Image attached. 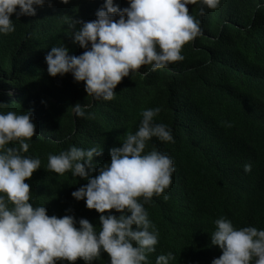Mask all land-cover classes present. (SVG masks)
I'll use <instances>...</instances> for the list:
<instances>
[{"label": "trees", "instance_id": "trees-1", "mask_svg": "<svg viewBox=\"0 0 264 264\" xmlns=\"http://www.w3.org/2000/svg\"><path fill=\"white\" fill-rule=\"evenodd\" d=\"M113 3L127 7L126 0ZM102 4L52 0L34 16H10L15 31L0 35V103L5 104L0 112L30 111L35 124L23 153L41 161L25 181L30 203L44 205L48 215L87 219L99 231V214L70 195L87 180L49 171L47 157L70 146L97 147L102 155L93 158L94 168L107 163L109 150L137 130L141 112L159 107L154 121L167 125L175 142L153 137L145 152L155 148L166 154L175 170L168 189L144 205L159 232L149 264L168 252L174 256L169 264H211L221 255L210 242L216 219L222 216L236 229H264V0H222L203 16L197 5H188L202 35L182 46L184 60L156 71L141 66L122 78L111 101L92 100L70 74L50 77L44 60L62 44L69 55H80L83 49L72 42L66 20H94ZM75 104L90 105L93 118L75 117ZM245 164L251 171L244 172ZM93 264H109L107 254Z\"/></svg>", "mask_w": 264, "mask_h": 264}, {"label": "clouds", "instance_id": "clouds-1", "mask_svg": "<svg viewBox=\"0 0 264 264\" xmlns=\"http://www.w3.org/2000/svg\"><path fill=\"white\" fill-rule=\"evenodd\" d=\"M59 2L68 4L69 0ZM126 3L121 8L113 0H103L94 20L68 18L69 36L83 52L69 55L63 44L53 46L44 57L48 75L70 74L74 82H83L92 100L111 101L122 78L137 73L141 66L156 71L184 60L182 46L202 35L200 20L189 14L188 5H197L203 16L205 9H217L222 0ZM45 4L51 7L52 0H0V35L15 31L10 16H34L36 8ZM4 105L0 103V108ZM89 108L75 104L72 112L77 118L91 119ZM159 112V107L143 110L135 133H128L119 147L109 150V161L95 168L93 158L102 155L101 148L70 146L48 155L49 171L61 176L70 172L87 180L70 195L99 214V231L87 219L48 215L44 205L30 203V186L25 181L41 161L23 153L29 149L35 124L30 111L0 112V264H75L78 259L93 264L102 253L107 254L109 264H149L148 254L155 252L159 232L144 205L168 189L175 170L166 154L155 148L145 152L153 137L175 142L171 129L154 121ZM243 170L251 171V164ZM214 225L210 242L221 255L211 264H264V229H236L222 216ZM173 259L168 252L156 256L155 264H169Z\"/></svg>", "mask_w": 264, "mask_h": 264}, {"label": "rangeland", "instance_id": "rangeland-1", "mask_svg": "<svg viewBox=\"0 0 264 264\" xmlns=\"http://www.w3.org/2000/svg\"><path fill=\"white\" fill-rule=\"evenodd\" d=\"M9 95L13 97L14 96V92L13 91L10 92Z\"/></svg>", "mask_w": 264, "mask_h": 264}]
</instances>
